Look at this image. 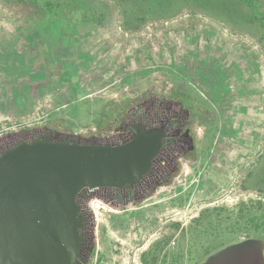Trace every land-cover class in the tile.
I'll return each instance as SVG.
<instances>
[{"label":"rangeland","instance_id":"374dc122","mask_svg":"<svg viewBox=\"0 0 264 264\" xmlns=\"http://www.w3.org/2000/svg\"><path fill=\"white\" fill-rule=\"evenodd\" d=\"M152 96L190 98L194 150L144 200H89V263L203 264L250 240L264 264V0H0V139L100 135L110 102Z\"/></svg>","mask_w":264,"mask_h":264},{"label":"water","instance_id":"95a60500","mask_svg":"<svg viewBox=\"0 0 264 264\" xmlns=\"http://www.w3.org/2000/svg\"><path fill=\"white\" fill-rule=\"evenodd\" d=\"M146 102L174 103L153 97ZM46 128L0 139L6 143L0 149V264H88L96 224L89 200H102L101 188L125 187L141 177L157 159L163 139L155 127L135 130L130 141L115 146L109 138L52 129L35 135ZM203 264H260L257 243L231 245Z\"/></svg>","mask_w":264,"mask_h":264},{"label":"flooded vegetation","instance_id":"af4514ba","mask_svg":"<svg viewBox=\"0 0 264 264\" xmlns=\"http://www.w3.org/2000/svg\"><path fill=\"white\" fill-rule=\"evenodd\" d=\"M152 97L159 101L166 100L156 96ZM173 102L172 105L165 104L162 106L151 104L146 100L131 104L123 113H118L119 120L114 118L111 121V123H114L112 124V130L108 133L102 129L99 130L102 133L100 135H82L85 138L93 136L103 139L109 138L108 144L115 146L130 141L135 130L155 127L163 132L161 151H159L157 159L148 170L125 187L99 189L98 194L102 201L117 206L123 205L131 199L146 197L152 191L154 192L156 188L170 181L178 170L180 159L188 156L194 150V148L190 149L191 146H194V139L191 135L190 111L188 109L189 115H187L185 105L182 102L177 100H173ZM179 103L183 105V109H181ZM48 129L52 128H46V130L35 135H48ZM2 143L3 145L6 144L4 140ZM3 145L0 144V149Z\"/></svg>","mask_w":264,"mask_h":264},{"label":"trees","instance_id":"16d2710c","mask_svg":"<svg viewBox=\"0 0 264 264\" xmlns=\"http://www.w3.org/2000/svg\"><path fill=\"white\" fill-rule=\"evenodd\" d=\"M35 1H37V0H35ZM45 7L48 10H51L52 3L47 1L46 4H45ZM62 80H64V78ZM180 97L181 96H179L178 100H180L184 105H187L190 98L188 96H184L183 98L182 97L180 98ZM130 105H131V102L129 100H126L125 102H123L121 104L110 102V104H109L108 108L106 109V111L104 112V110H103V115H105L104 122L102 124H101V122L98 123V124H95L96 127L98 129L102 130L114 118L119 120L120 117H119L118 113H123Z\"/></svg>","mask_w":264,"mask_h":264},{"label":"bare ground","instance_id":"6f19581e","mask_svg":"<svg viewBox=\"0 0 264 264\" xmlns=\"http://www.w3.org/2000/svg\"><path fill=\"white\" fill-rule=\"evenodd\" d=\"M98 200V199H97ZM97 200H93L91 203H90V205H89V203H88V205L90 206V208H91V210L94 212V214L97 216V213H98V210L100 209V208H102L103 206H102V204L99 202V201H97ZM96 218V217H95ZM229 247V246H228Z\"/></svg>","mask_w":264,"mask_h":264},{"label":"built area","instance_id":"2783aa9c","mask_svg":"<svg viewBox=\"0 0 264 264\" xmlns=\"http://www.w3.org/2000/svg\"><path fill=\"white\" fill-rule=\"evenodd\" d=\"M88 264H90V263H88ZM92 264H96V262H94V263H92ZM131 264H141V263H139V262H132Z\"/></svg>","mask_w":264,"mask_h":264}]
</instances>
